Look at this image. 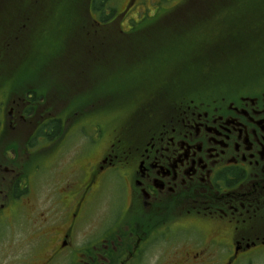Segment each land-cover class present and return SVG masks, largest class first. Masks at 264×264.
I'll list each match as a JSON object with an SVG mask.
<instances>
[{"label": "flooded vegetation", "instance_id": "1", "mask_svg": "<svg viewBox=\"0 0 264 264\" xmlns=\"http://www.w3.org/2000/svg\"><path fill=\"white\" fill-rule=\"evenodd\" d=\"M84 1L93 30L78 43L66 37L39 89L40 43L73 5L0 0V240L37 186L52 205L38 213L36 256L17 247L0 264H264V62L133 103L105 132L109 105L120 104L105 103L101 87L108 7ZM129 7L114 9L119 31L135 29ZM87 125V151L58 165Z\"/></svg>", "mask_w": 264, "mask_h": 264}, {"label": "rangeland", "instance_id": "2", "mask_svg": "<svg viewBox=\"0 0 264 264\" xmlns=\"http://www.w3.org/2000/svg\"><path fill=\"white\" fill-rule=\"evenodd\" d=\"M197 1L195 4H187L186 0H103L112 5L107 4L106 7L113 9L131 5L127 10H132L131 16L138 19L133 24L135 29L129 32L119 31L114 14L105 13L103 17L105 21L101 24V30L105 32L106 38L105 63L101 66L100 75L101 87L105 90V103H120L116 109L114 104L109 105L110 110L106 111L103 123L105 132L120 122L124 113L133 107V103H144L146 100L156 103L162 99H174L187 92L184 87L173 88L178 83L207 84L216 80L206 82L208 73L243 69L239 61L249 60L257 48L264 44V40L257 42L249 47L248 53L235 55L234 51L239 49H233L228 42L229 31L223 32L227 24L236 20L253 25H259L261 21L263 28L264 15L261 12L264 5L260 4V0H202V5ZM22 2L23 0H10L12 4ZM68 2L73 5V10L61 13L60 16L63 17L59 19L64 23L40 43L37 78L42 85L39 89H46L47 85L43 82L50 83L54 79V74L60 67L59 62L67 53L66 37L72 36L78 43L87 36V32L93 30L87 27V16L81 7L73 4H80L81 1ZM184 4L185 7H175ZM66 21L70 22L71 27H66ZM95 30L99 29L96 27ZM238 36L244 41V49L248 50L246 43L251 40L260 41L264 36V29L246 27ZM248 36L251 37L250 40L246 39ZM218 39L222 42L213 45L212 43H218ZM76 52L75 47L74 53ZM263 62L264 59L252 61L248 66H261ZM123 93L127 94L123 96ZM86 131L88 134L85 139L75 134L61 147L63 155L58 157V165L65 167V155L76 157L77 153L83 155L87 151L89 144L86 142L88 139L92 142L94 135L90 125H87ZM44 195L46 187L37 186L36 199L33 198L25 208V215L12 214V223L4 228V235L0 240V255L17 247L36 254L34 238L39 233L36 230L38 213L50 210L52 206L51 200H43ZM13 232L18 236L13 237Z\"/></svg>", "mask_w": 264, "mask_h": 264}, {"label": "trees", "instance_id": "3", "mask_svg": "<svg viewBox=\"0 0 264 264\" xmlns=\"http://www.w3.org/2000/svg\"><path fill=\"white\" fill-rule=\"evenodd\" d=\"M74 1H75V2H76V1H81V3H85L84 0H74ZM201 1H202V0H199V3H200V4H203V2H204L205 0L202 1V2H201ZM97 3H98V0H94L93 7H97ZM186 3H187V4H195V3H198V1H197V0H186ZM73 4H76V5H77V3H73ZM105 4H106V5H107V4H110V5H111V3H105ZM260 4H261V5H264V0H260ZM177 8H178V7H177ZM105 13H107V14H113V13H114V9H113V8H109V9L107 8V11H106ZM261 15H264V10L261 12ZM101 18L103 19V16H102V15H101ZM66 27H67V26H66ZM246 27H252L253 29H257V28L262 29V30L264 29V27L262 28V26H261V21H260L259 25H253V24H251V23H249V22L242 21V20H236V21H234L233 23L227 24V25L224 27V29H223V32H224V33L229 31L228 42L232 44L233 49H235V48H236V49H239V51H234V52H235V55H243V54L248 53V51L250 50L249 47H250L252 44H255V43H257V42H262V41L264 40V36H262V37L260 38V41H254V40L248 41V42L246 43V44H247L246 48H247L248 50H245L244 47L242 46V45L244 44V41H243L242 38H240V37L238 36V33H239V32H242L244 29H246ZM222 39H223V38H222ZM246 39H247V40H250L251 37L248 36ZM217 41H218V43H212V44H213V45H216V44H219V43L222 42V40H221V42H219L220 39H218ZM262 59H264V44L257 48V50L253 53V55L250 57L249 60H246V61H239V62L241 63V65H242L243 68H249L248 64H249L250 62H252V61H257V60H262ZM216 72H218V71L208 73V74L206 75V77H209L210 75H212V74H214V73H216ZM231 74H232V73H231ZM229 76H230V74H229ZM207 79H208V78H207ZM186 85L189 86V85H192V84H183V85H182L181 83H178V84L174 85L173 88L177 89V88H179V87H184V86H186ZM126 94H127V93H123V96H125ZM146 101H148V100H146ZM128 104H129V103H128Z\"/></svg>", "mask_w": 264, "mask_h": 264}]
</instances>
